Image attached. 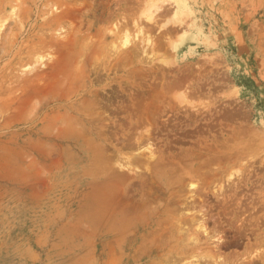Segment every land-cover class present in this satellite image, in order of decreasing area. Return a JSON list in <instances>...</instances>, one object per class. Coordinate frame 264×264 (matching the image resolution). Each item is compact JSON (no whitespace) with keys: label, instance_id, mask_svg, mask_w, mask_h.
Listing matches in <instances>:
<instances>
[{"label":"rangeland","instance_id":"374dc122","mask_svg":"<svg viewBox=\"0 0 264 264\" xmlns=\"http://www.w3.org/2000/svg\"><path fill=\"white\" fill-rule=\"evenodd\" d=\"M0 264H264V0H0Z\"/></svg>","mask_w":264,"mask_h":264},{"label":"bare ground","instance_id":"6f19581e","mask_svg":"<svg viewBox=\"0 0 264 264\" xmlns=\"http://www.w3.org/2000/svg\"><path fill=\"white\" fill-rule=\"evenodd\" d=\"M179 8H180V7H179ZM179 8L177 9V13H178V14H179L180 12L182 13V11H181L182 9H181V8L179 9ZM147 20H148V21H151V20H152V17H151L150 15H148V16H147ZM61 30H62V29H61ZM126 44H127V42H125V45H126Z\"/></svg>","mask_w":264,"mask_h":264}]
</instances>
